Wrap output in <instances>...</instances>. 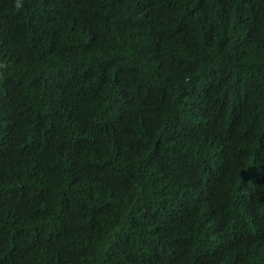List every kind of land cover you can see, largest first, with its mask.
<instances>
[{"label":"trees","instance_id":"1","mask_svg":"<svg viewBox=\"0 0 264 264\" xmlns=\"http://www.w3.org/2000/svg\"><path fill=\"white\" fill-rule=\"evenodd\" d=\"M0 264H264V0H0Z\"/></svg>","mask_w":264,"mask_h":264}]
</instances>
